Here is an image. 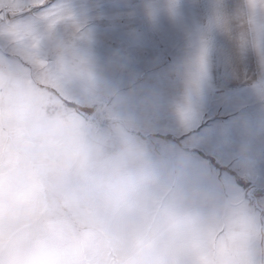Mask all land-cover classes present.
<instances>
[{
  "label": "rangeland",
  "instance_id": "374dc122",
  "mask_svg": "<svg viewBox=\"0 0 264 264\" xmlns=\"http://www.w3.org/2000/svg\"><path fill=\"white\" fill-rule=\"evenodd\" d=\"M53 2L26 32L0 24V264H140L153 248L144 236L99 253L46 198L75 165L128 164L242 207L254 231L230 232L200 264H264V193L257 205L246 194L264 185L260 0ZM96 106L126 126L96 128Z\"/></svg>",
  "mask_w": 264,
  "mask_h": 264
},
{
  "label": "clouds",
  "instance_id": "9594fccd",
  "mask_svg": "<svg viewBox=\"0 0 264 264\" xmlns=\"http://www.w3.org/2000/svg\"><path fill=\"white\" fill-rule=\"evenodd\" d=\"M133 165L98 173L75 165L46 188L50 216L68 215L77 232L95 237L96 251H123L139 236L153 246L140 264H200L230 232L254 231L242 220V207L231 199H192L177 192L169 178ZM30 231V239L39 238Z\"/></svg>",
  "mask_w": 264,
  "mask_h": 264
},
{
  "label": "snow or ice",
  "instance_id": "6c2138e0",
  "mask_svg": "<svg viewBox=\"0 0 264 264\" xmlns=\"http://www.w3.org/2000/svg\"><path fill=\"white\" fill-rule=\"evenodd\" d=\"M260 4L264 5V0H260ZM255 9L256 5H250ZM11 7L12 10L4 11L5 8ZM55 7L53 0H0V24L7 23L8 26L17 32H26L29 28L36 25L42 13ZM15 9H19L18 11ZM29 14H34L30 16ZM262 59H264V51H262ZM200 72L203 77L206 74L204 57L201 55ZM196 151V149H194Z\"/></svg>",
  "mask_w": 264,
  "mask_h": 264
},
{
  "label": "water",
  "instance_id": "95a60500",
  "mask_svg": "<svg viewBox=\"0 0 264 264\" xmlns=\"http://www.w3.org/2000/svg\"><path fill=\"white\" fill-rule=\"evenodd\" d=\"M88 119L92 121L96 128L103 126H109L112 123H120L123 126H126L125 120L119 116L115 115H106L103 112V108L96 106L91 110L88 115ZM264 193V185L261 186H251L246 190V194L250 200H252L257 205V195Z\"/></svg>",
  "mask_w": 264,
  "mask_h": 264
},
{
  "label": "trees",
  "instance_id": "16d2710c",
  "mask_svg": "<svg viewBox=\"0 0 264 264\" xmlns=\"http://www.w3.org/2000/svg\"><path fill=\"white\" fill-rule=\"evenodd\" d=\"M66 105H69V106H73V107H76V104L74 102H71V101H66L65 102ZM100 128H108V126H103V127H100ZM131 132H134L136 134H138L140 137H143V135L140 133V132H137L135 130H131ZM158 135V134H157ZM161 137L165 136V137H169L170 139L173 138V139H176L175 136H173L172 134H164V135H160ZM238 180V179H237ZM240 182V181H238Z\"/></svg>",
  "mask_w": 264,
  "mask_h": 264
}]
</instances>
